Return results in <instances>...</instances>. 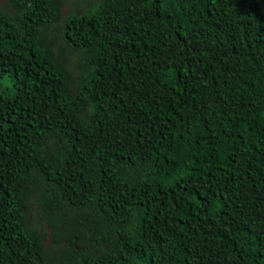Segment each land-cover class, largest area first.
Segmentation results:
<instances>
[{
  "label": "trees",
  "instance_id": "1",
  "mask_svg": "<svg viewBox=\"0 0 264 264\" xmlns=\"http://www.w3.org/2000/svg\"><path fill=\"white\" fill-rule=\"evenodd\" d=\"M65 3H0V264H264V0Z\"/></svg>",
  "mask_w": 264,
  "mask_h": 264
},
{
  "label": "rangeland",
  "instance_id": "2",
  "mask_svg": "<svg viewBox=\"0 0 264 264\" xmlns=\"http://www.w3.org/2000/svg\"><path fill=\"white\" fill-rule=\"evenodd\" d=\"M73 1H75V3ZM88 1L93 5L96 0H88ZM77 2H79V0H66V3L62 6L64 17L68 16L70 11L75 8V5L77 4ZM0 3L5 4L6 0H0ZM88 7H89L88 4L85 2L81 3L79 6V8H81V9H87ZM73 60L76 61V59H74V58H73ZM40 227L42 228V231H46V232L50 231L49 228L47 226H45L44 224H42ZM45 243H46V245H50V243H51L50 236L47 237Z\"/></svg>",
  "mask_w": 264,
  "mask_h": 264
}]
</instances>
